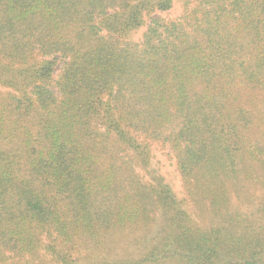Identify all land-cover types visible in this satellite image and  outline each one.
I'll return each instance as SVG.
<instances>
[{
    "label": "trees",
    "instance_id": "trees-1",
    "mask_svg": "<svg viewBox=\"0 0 264 264\" xmlns=\"http://www.w3.org/2000/svg\"><path fill=\"white\" fill-rule=\"evenodd\" d=\"M172 7L0 0V264H264V0Z\"/></svg>",
    "mask_w": 264,
    "mask_h": 264
},
{
    "label": "rangeland",
    "instance_id": "rangeland-1",
    "mask_svg": "<svg viewBox=\"0 0 264 264\" xmlns=\"http://www.w3.org/2000/svg\"><path fill=\"white\" fill-rule=\"evenodd\" d=\"M182 1L183 0H173V7L168 12L156 13L153 17L159 16L165 19L175 18L182 12ZM146 24L130 34L129 39L132 41H139L142 34L145 31ZM58 68L56 73L58 72ZM151 150V166L157 171L164 182L169 186L172 194L179 201L185 200V193L182 187V182L179 173L176 169L175 160L170 154L169 150L166 148H161L160 146L153 144L150 148Z\"/></svg>",
    "mask_w": 264,
    "mask_h": 264
}]
</instances>
